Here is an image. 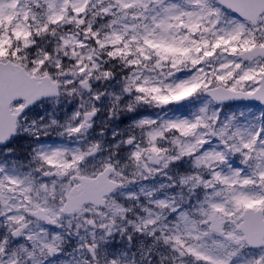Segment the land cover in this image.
<instances>
[{
    "label": "snow or ice",
    "instance_id": "obj_1",
    "mask_svg": "<svg viewBox=\"0 0 264 264\" xmlns=\"http://www.w3.org/2000/svg\"><path fill=\"white\" fill-rule=\"evenodd\" d=\"M80 4L0 0V37L6 32L30 35L34 25L37 32L47 31L70 17L85 32L98 35L87 26L92 23L86 17L90 5L86 0ZM117 7L129 12L144 5L142 0H118ZM34 9L41 10L45 21L37 23ZM158 11L142 32L113 35L126 47L137 45L138 53L144 45L163 47V53H155L158 61L189 69L152 85L162 94L156 102L173 108L174 115L165 114L144 132L157 161L166 150L156 142L169 138L173 150L163 162L177 170L187 192L171 204L168 218L155 213L137 227L151 225L153 234H162L179 264H264V0H164ZM132 15L140 18L134 11ZM46 63L42 57L25 64L18 50L0 54V155L23 152L33 142L22 118L57 94L58 81L43 70ZM96 147L81 152L40 145L34 158L48 165L45 178L57 177L50 182L38 180L15 159L10 164L0 160V264H66L56 245L62 238L54 227L59 218L79 219L98 205H106L113 216L122 212L109 199L118 187L113 166L92 171L86 166ZM131 155L139 159L141 152Z\"/></svg>",
    "mask_w": 264,
    "mask_h": 264
},
{
    "label": "clouds",
    "instance_id": "obj_2",
    "mask_svg": "<svg viewBox=\"0 0 264 264\" xmlns=\"http://www.w3.org/2000/svg\"><path fill=\"white\" fill-rule=\"evenodd\" d=\"M86 2L90 5L86 17L92 21L87 26L93 27L98 35L85 32L84 27L70 17L51 24L47 31L37 32L34 25L30 35L21 31L20 36L6 32L0 37V54L18 50L25 64L46 58L43 70L58 81L57 94L46 98L38 111L22 118L33 142L28 143L23 152L0 155V160L10 164L15 159L18 166L31 171L38 180L50 182L57 177L45 178L43 173L49 171L48 165L34 158L40 145L63 146L81 152L96 145L86 166L89 171L108 164L113 166V178L118 187L115 196L109 199L116 200L122 212L113 216L106 205H98L79 219L70 215L59 218L54 227L62 236L56 241L62 252L61 259L66 264H111L113 260L117 264H179L178 260H173L175 254L171 247L161 241L162 234H153L151 225L141 228L137 225L155 213L168 218L171 204L180 201L187 192L178 181L177 170L163 162L173 150L169 138L156 142L166 150L159 153L157 161L148 150L144 132L165 114L174 115L173 108L156 102L162 94L152 85L170 82L189 69H174L170 61H158L155 53L157 50L163 53V47L144 45V51L138 53L137 45L126 47L113 35L117 31L125 37L132 31L142 32L144 26L159 15L158 9L164 0H142L143 8L129 12L117 7L118 0ZM77 5L83 6L80 0ZM104 8H108V12H103ZM34 11L39 16L37 23L45 21L40 9ZM133 11L139 13V19L133 18ZM61 37H66L68 43ZM26 40L29 42L25 43ZM110 52L114 54L109 55ZM126 86L128 91H125ZM141 86L144 91H138ZM228 113L226 110L225 115ZM142 120L151 121V125L140 127L138 122ZM71 128H79V131H69ZM130 138L131 144L128 143ZM138 149L139 159L131 155ZM67 156H71V151ZM57 163L63 166V161ZM158 200L167 201L166 208L157 205ZM183 203L186 204L187 199ZM85 220L94 223L88 224ZM52 264L57 262L53 260Z\"/></svg>",
    "mask_w": 264,
    "mask_h": 264
},
{
    "label": "flooded vegetation",
    "instance_id": "obj_3",
    "mask_svg": "<svg viewBox=\"0 0 264 264\" xmlns=\"http://www.w3.org/2000/svg\"><path fill=\"white\" fill-rule=\"evenodd\" d=\"M33 111H38V109H34Z\"/></svg>",
    "mask_w": 264,
    "mask_h": 264
}]
</instances>
